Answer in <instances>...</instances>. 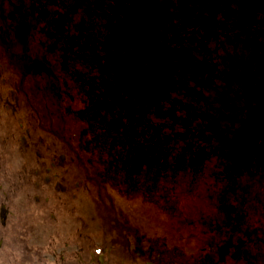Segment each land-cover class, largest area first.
I'll return each mask as SVG.
<instances>
[{"label":"flooded vegetation","instance_id":"obj_1","mask_svg":"<svg viewBox=\"0 0 264 264\" xmlns=\"http://www.w3.org/2000/svg\"><path fill=\"white\" fill-rule=\"evenodd\" d=\"M0 264H264V0H0Z\"/></svg>","mask_w":264,"mask_h":264},{"label":"rangeland","instance_id":"obj_2","mask_svg":"<svg viewBox=\"0 0 264 264\" xmlns=\"http://www.w3.org/2000/svg\"><path fill=\"white\" fill-rule=\"evenodd\" d=\"M218 101H219V100H218V98H217V99H216V103H217V104H216V120H215L216 122H218V117H219V115L221 114L220 111L222 110L221 108H222V105H223V104H221L222 99H221V101H220V106H221V107L218 105Z\"/></svg>","mask_w":264,"mask_h":264}]
</instances>
